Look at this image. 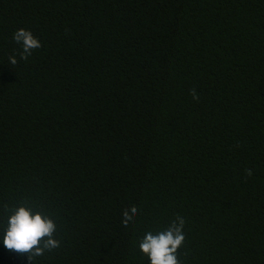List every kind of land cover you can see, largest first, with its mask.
Here are the masks:
<instances>
[{"label":"trees","instance_id":"obj_1","mask_svg":"<svg viewBox=\"0 0 264 264\" xmlns=\"http://www.w3.org/2000/svg\"><path fill=\"white\" fill-rule=\"evenodd\" d=\"M20 203L58 225L35 262ZM178 215L181 264H264V0H0V264H150Z\"/></svg>","mask_w":264,"mask_h":264},{"label":"clouds","instance_id":"obj_2","mask_svg":"<svg viewBox=\"0 0 264 264\" xmlns=\"http://www.w3.org/2000/svg\"><path fill=\"white\" fill-rule=\"evenodd\" d=\"M13 40L21 45L20 59L27 61L33 51L42 47L40 40L30 30L18 29L13 34ZM10 65L18 63L16 56L9 57ZM194 100H199L196 90H191ZM249 174L251 172L249 171ZM28 198L26 197L25 200ZM4 211L9 212L3 229V244L10 252L21 256L27 254L31 261L60 248L61 242L56 239L58 225L47 213L37 210L28 203H20L9 208L3 205ZM138 209L132 206L123 212L122 223L125 227L134 221ZM185 220L177 216L164 230L157 233L148 231L141 239L139 248L150 260V264H181L179 249L185 243Z\"/></svg>","mask_w":264,"mask_h":264}]
</instances>
